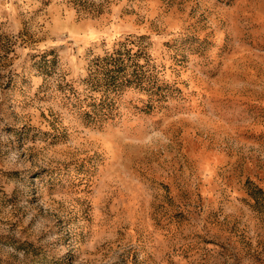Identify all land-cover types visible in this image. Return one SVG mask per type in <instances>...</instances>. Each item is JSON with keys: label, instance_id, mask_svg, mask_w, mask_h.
I'll return each mask as SVG.
<instances>
[{"label": "rangeland", "instance_id": "obj_1", "mask_svg": "<svg viewBox=\"0 0 264 264\" xmlns=\"http://www.w3.org/2000/svg\"><path fill=\"white\" fill-rule=\"evenodd\" d=\"M0 264H264V0H0Z\"/></svg>", "mask_w": 264, "mask_h": 264}]
</instances>
